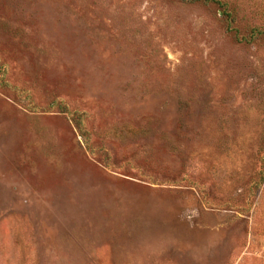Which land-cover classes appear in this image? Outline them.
Returning a JSON list of instances; mask_svg holds the SVG:
<instances>
[{
  "label": "rangeland",
  "instance_id": "374dc122",
  "mask_svg": "<svg viewBox=\"0 0 264 264\" xmlns=\"http://www.w3.org/2000/svg\"><path fill=\"white\" fill-rule=\"evenodd\" d=\"M219 1L0 0V264H264V0Z\"/></svg>",
  "mask_w": 264,
  "mask_h": 264
},
{
  "label": "trees",
  "instance_id": "16d2710c",
  "mask_svg": "<svg viewBox=\"0 0 264 264\" xmlns=\"http://www.w3.org/2000/svg\"><path fill=\"white\" fill-rule=\"evenodd\" d=\"M175 1H180V2H184V3H192V4H201V3H207V4H209V3H212V4H218L221 7H226V5L223 4L219 0H175Z\"/></svg>",
  "mask_w": 264,
  "mask_h": 264
}]
</instances>
